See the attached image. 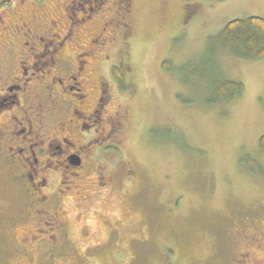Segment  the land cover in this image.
<instances>
[{
    "label": "rangeland",
    "instance_id": "374dc122",
    "mask_svg": "<svg viewBox=\"0 0 264 264\" xmlns=\"http://www.w3.org/2000/svg\"><path fill=\"white\" fill-rule=\"evenodd\" d=\"M100 5L108 31L92 44L86 62L93 66L86 67L98 76L102 65V82L116 84L103 87L111 94L101 128L123 124L113 139H102L95 160L88 156L83 167L67 169L74 175L66 173L71 187L62 207L53 201L46 208L64 222L57 237L64 241L41 239L32 208L26 215L13 214L9 205L0 209L1 221L22 225L12 241L0 230V264H264V149L258 145L264 57L243 58L216 44L227 21L264 17V0ZM80 24L83 30L89 25ZM75 29L71 42L74 32H85ZM6 31L0 22V60ZM90 37L76 44L91 45ZM76 44L80 59L90 47ZM115 64L127 69L121 82L113 78ZM229 81L241 84L238 93L227 89ZM247 158L260 170L247 166ZM52 164L46 181L54 187L65 168ZM13 182L10 169L0 165L6 201L15 194Z\"/></svg>",
    "mask_w": 264,
    "mask_h": 264
},
{
    "label": "flooded vegetation",
    "instance_id": "af4514ba",
    "mask_svg": "<svg viewBox=\"0 0 264 264\" xmlns=\"http://www.w3.org/2000/svg\"><path fill=\"white\" fill-rule=\"evenodd\" d=\"M43 1L0 0V22L8 28L7 51L0 60V165L10 169L15 192L9 201L0 197L4 199L0 209L9 205L13 214L26 215L32 208L29 212L34 215L31 224L35 231L41 239L48 236L57 242L64 241V237L57 238L64 231V222L46 208L53 201L62 207L71 187L69 175H74L67 169L83 167L88 156L95 160L93 155L105 141L102 139H113L112 131H119L123 123L110 121L108 131L101 128V114L111 94L103 87L110 86L109 82L116 84L108 81L107 85L104 78L102 82V65L98 76L86 67L93 66L86 62L92 44L100 43L99 35L108 31V21L100 11L104 0H47L37 4ZM81 22H88L86 30ZM74 29L85 32L79 36L74 32L71 42ZM85 36H91V45H77ZM71 43L83 50L90 48L76 59L78 54ZM119 70L125 79L127 69L125 73ZM88 134L91 137L86 139ZM52 162H56V169L65 168L57 174L54 187L46 181L51 174L48 171L53 170ZM1 219L0 230L7 231V240L16 239L15 230L22 225Z\"/></svg>",
    "mask_w": 264,
    "mask_h": 264
},
{
    "label": "trees",
    "instance_id": "16d2710c",
    "mask_svg": "<svg viewBox=\"0 0 264 264\" xmlns=\"http://www.w3.org/2000/svg\"><path fill=\"white\" fill-rule=\"evenodd\" d=\"M216 42L217 45L243 58L264 57V17L251 15L227 21L218 31ZM113 77L119 82L124 79L118 67H114ZM227 89L236 90V93H238L241 89V84L235 81H229L227 83ZM218 91L219 96L224 97L225 85L221 86ZM258 145L264 149V134L259 137ZM97 156L98 151L96 150L93 157L97 158ZM246 164L249 167L260 170V166L255 160L247 158Z\"/></svg>",
    "mask_w": 264,
    "mask_h": 264
}]
</instances>
